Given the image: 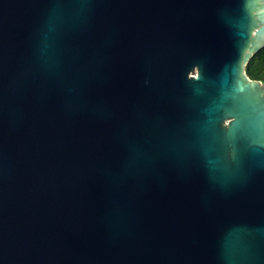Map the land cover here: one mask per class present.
Wrapping results in <instances>:
<instances>
[{"label":"water","instance_id":"water-1","mask_svg":"<svg viewBox=\"0 0 264 264\" xmlns=\"http://www.w3.org/2000/svg\"><path fill=\"white\" fill-rule=\"evenodd\" d=\"M264 0H0V264H264Z\"/></svg>","mask_w":264,"mask_h":264},{"label":"trees","instance_id":"trees-1","mask_svg":"<svg viewBox=\"0 0 264 264\" xmlns=\"http://www.w3.org/2000/svg\"><path fill=\"white\" fill-rule=\"evenodd\" d=\"M250 79L264 82V47L253 54L245 66Z\"/></svg>","mask_w":264,"mask_h":264}]
</instances>
